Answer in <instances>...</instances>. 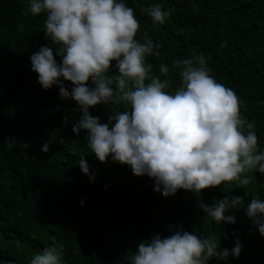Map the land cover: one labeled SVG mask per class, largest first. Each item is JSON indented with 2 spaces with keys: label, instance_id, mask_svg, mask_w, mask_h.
Returning a JSON list of instances; mask_svg holds the SVG:
<instances>
[{
  "label": "trees",
  "instance_id": "obj_1",
  "mask_svg": "<svg viewBox=\"0 0 264 264\" xmlns=\"http://www.w3.org/2000/svg\"><path fill=\"white\" fill-rule=\"evenodd\" d=\"M125 3L139 21L136 38L147 31L161 44L160 55L146 57V63L162 79L159 64L169 67L166 91L181 83L174 60L196 53L210 57L209 74L234 90L240 115L254 122L258 148H264V0ZM154 3L170 12L164 23H154L145 11ZM193 3L199 7L193 9ZM27 10L28 0H0V264H28L52 236L63 244L66 264H129L141 240L168 235L169 226L177 225L214 236L222 247L231 248L239 238V256L211 257L208 264H264V236L243 208L252 195L264 199V174L241 173L250 176L248 185L233 181L206 187L199 197L183 188L164 196L147 174L136 175L110 158L99 161L83 130L79 136L72 132L82 115L77 102L61 98L59 85L44 89L31 69L32 52L42 44L55 52L59 45L44 34L46 14ZM128 108L123 101L109 102L89 112L105 122L111 112ZM82 155L87 174L77 163ZM234 195L244 198L241 207L225 213L235 222L217 223L200 206Z\"/></svg>",
  "mask_w": 264,
  "mask_h": 264
},
{
  "label": "clouds",
  "instance_id": "obj_2",
  "mask_svg": "<svg viewBox=\"0 0 264 264\" xmlns=\"http://www.w3.org/2000/svg\"><path fill=\"white\" fill-rule=\"evenodd\" d=\"M28 11L46 14L44 34L59 45L55 52L48 44L32 52L31 69L44 89L59 85L61 98L77 102L82 115L71 125L72 132L79 136L83 130L99 161L110 158L136 175L147 174L164 196L183 188L199 197L206 187H227L233 181L248 185L250 176L241 173L264 174V148H258L254 122L240 115L234 90L209 74L210 57L196 53L174 60L181 83L166 91L169 67L159 64L162 79L146 63V57L160 55L161 44L147 31L136 38L139 21L125 0H28ZM145 11L154 23H164L170 15L160 3ZM121 101L128 110L111 112L105 122L89 112L91 106ZM42 150H48L47 142ZM77 163L89 173L83 155ZM243 199L224 196L200 206L217 223L235 222L225 213L241 207ZM243 208L264 236V199L252 195ZM169 230L168 235L154 233L141 240L129 264H208L211 257L227 260L241 251L238 237L228 248L214 236H198L179 225ZM50 239L28 264H66L63 244L55 236Z\"/></svg>",
  "mask_w": 264,
  "mask_h": 264
}]
</instances>
